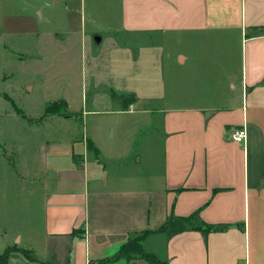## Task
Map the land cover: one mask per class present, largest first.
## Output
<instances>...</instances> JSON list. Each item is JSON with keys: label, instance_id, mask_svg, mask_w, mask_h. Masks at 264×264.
Instances as JSON below:
<instances>
[{"label": "crops", "instance_id": "1", "mask_svg": "<svg viewBox=\"0 0 264 264\" xmlns=\"http://www.w3.org/2000/svg\"><path fill=\"white\" fill-rule=\"evenodd\" d=\"M105 7L103 29L86 28L80 12L54 31L78 45L70 76L81 99L44 110L62 100L69 115L29 117L3 94L14 109L0 116L25 118L43 142L39 171L0 164V179L21 175L39 189L41 211L0 264H152L138 254L106 260L146 231L142 249L159 264H264V0ZM175 43L189 51L174 53ZM164 57L188 65L177 82L166 81ZM238 127L243 142L232 137ZM193 213L227 227L206 237L157 230L170 214Z\"/></svg>", "mask_w": 264, "mask_h": 264}, {"label": "rangeland", "instance_id": "2", "mask_svg": "<svg viewBox=\"0 0 264 264\" xmlns=\"http://www.w3.org/2000/svg\"><path fill=\"white\" fill-rule=\"evenodd\" d=\"M105 5L106 0H0V112L14 109L3 94L11 97L17 108L29 117L42 113L50 101L81 99L77 82L74 80L72 84L70 76L79 67L78 45L56 42L54 31L67 29L69 22L76 25L80 12L85 16L86 28L96 24L103 29ZM161 43L169 47L164 39ZM176 46L189 51L175 43L171 45L174 53ZM163 63L167 82H177L184 68H188V65L178 67L181 65L172 58L164 57ZM238 95L237 91V98ZM26 132L33 137L27 139ZM42 142L41 130L36 125L30 129L25 118L0 116V164L4 160L15 163L16 167L12 165V168L26 174L30 163L39 171ZM38 191L21 175L11 184L4 176L0 179V252L3 247L14 244V234L24 237L32 222L40 225ZM20 245L24 246V242ZM144 251L147 250L144 248Z\"/></svg>", "mask_w": 264, "mask_h": 264}, {"label": "trees", "instance_id": "3", "mask_svg": "<svg viewBox=\"0 0 264 264\" xmlns=\"http://www.w3.org/2000/svg\"><path fill=\"white\" fill-rule=\"evenodd\" d=\"M113 96L115 95L114 92L111 93ZM58 107L59 109H56ZM59 114V115H69L66 110L65 103L62 100L56 101L54 103L48 104L45 107L44 115L48 114ZM90 147V143L88 144ZM227 226L222 224H206L201 221L196 213H193L189 216H174L170 214L167 216L164 224L158 228L157 230L164 231L167 237H172L182 231L186 230H200L204 237H206L207 233L211 230H223ZM145 233L135 237L134 239L128 240L121 248L110 258H107V261L114 260L117 258L126 257L128 258L132 254H138L140 257L148 260L152 264H159L160 262L157 258L145 252L141 246V240L143 239ZM8 251H5L3 254L0 255V261H4L7 257ZM29 256L32 255L31 253H26Z\"/></svg>", "mask_w": 264, "mask_h": 264}, {"label": "built area", "instance_id": "4", "mask_svg": "<svg viewBox=\"0 0 264 264\" xmlns=\"http://www.w3.org/2000/svg\"><path fill=\"white\" fill-rule=\"evenodd\" d=\"M232 137L236 142H243L246 137V131L244 127H238L233 129Z\"/></svg>", "mask_w": 264, "mask_h": 264}]
</instances>
